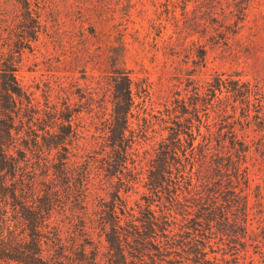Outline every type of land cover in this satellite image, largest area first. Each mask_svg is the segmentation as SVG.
Instances as JSON below:
<instances>
[{
	"label": "rangeland",
	"instance_id": "rangeland-1",
	"mask_svg": "<svg viewBox=\"0 0 264 264\" xmlns=\"http://www.w3.org/2000/svg\"><path fill=\"white\" fill-rule=\"evenodd\" d=\"M119 33L132 79L125 134L141 167L126 188L94 161L116 87L114 73L94 61H112ZM19 36L25 44L18 51ZM11 59L18 84L40 102L62 108L67 96L75 107L82 89L92 91L91 110L74 114L77 135L66 159L73 191L82 188L74 179L87 163L85 206L73 207L68 196L65 209L51 213L63 240L81 223L77 239L105 264L106 242L94 219L119 186L135 214L149 204L175 216L169 232L177 244L157 235L167 245L162 257L173 264H264V0H0V73ZM164 146L175 147V156ZM164 156L176 202L145 184ZM56 160L51 149L45 166L32 165L38 180L61 183L46 167ZM76 216L85 221L69 226Z\"/></svg>",
	"mask_w": 264,
	"mask_h": 264
},
{
	"label": "trees",
	"instance_id": "trees-1",
	"mask_svg": "<svg viewBox=\"0 0 264 264\" xmlns=\"http://www.w3.org/2000/svg\"><path fill=\"white\" fill-rule=\"evenodd\" d=\"M242 8L244 7L236 9L238 15L235 16L238 19L243 18ZM26 10L29 11L28 8ZM23 40V36L16 39L15 50L19 51L25 44ZM117 47L118 51L112 61L107 63L98 58L94 61L97 69H110L114 73L116 86L111 94L110 111H105L108 116L104 118V138L102 142L94 141L99 145L101 153L94 161L104 171L115 173L119 184L126 188L132 185L134 179L140 178L141 167L137 168L132 158L133 138L125 134L127 114L133 97L122 33L117 37ZM12 63L13 59L0 73V260H11L17 264H99L93 252L96 249L87 251L76 237L85 232L81 223L80 227L70 230L71 233L67 232L66 241L62 239L60 225L51 218L52 209L56 206L61 205L65 209L68 196L73 200V207L79 206L78 201L80 207L85 206V191L82 190L86 188L87 163L84 162L82 170L74 179L83 181L82 188L73 191V176L66 159L69 151L67 144L77 135L78 124L74 122V114L81 108L91 110L92 91L82 89L78 93V100L72 103L76 104L75 107L70 105L67 96L64 97L62 108L50 105L46 99L40 102L32 92L18 84L12 73ZM84 68L82 66L83 70ZM104 109L106 110L105 107ZM106 146L108 150L105 149ZM188 146L191 157H194V145L191 141ZM174 148L164 146V152L175 156ZM51 149H55L57 160L48 163L46 167L52 168L51 173L60 184L38 180L32 167L38 163L45 166ZM27 153L34 156L35 160H30ZM182 154L184 155V151ZM127 161L131 162V167H128ZM169 164L164 156L159 170L150 174L152 169H149L145 184L154 194H157L159 188H163L166 199L176 202V187L167 182L169 178L163 172L169 170ZM47 169L42 174L47 175ZM133 173L135 175L131 176ZM132 178L134 179L131 180ZM59 185L62 187L59 188ZM118 190L119 186L94 219L106 242L105 264L171 262L172 260L162 256L167 251V245L177 244L173 243L174 233L169 232L175 216L168 210L156 214L149 204L142 207L138 205L135 214L133 206L128 203L127 198L119 195ZM104 214L108 219H104ZM76 217V220L72 219L74 217L69 219V226L72 227L77 221H85L80 216ZM85 217L93 219L88 215ZM158 234L165 237L162 243L167 245H161ZM178 242L183 243V240Z\"/></svg>",
	"mask_w": 264,
	"mask_h": 264
}]
</instances>
